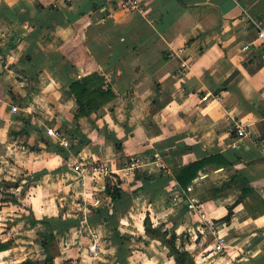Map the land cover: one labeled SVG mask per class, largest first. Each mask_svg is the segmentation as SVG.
<instances>
[{
    "label": "crops",
    "instance_id": "0c3cea01",
    "mask_svg": "<svg viewBox=\"0 0 264 264\" xmlns=\"http://www.w3.org/2000/svg\"><path fill=\"white\" fill-rule=\"evenodd\" d=\"M124 1L0 0V241L15 242L0 264L43 259L45 222L61 216L83 222L57 232L54 264H175L147 236V215L173 228L196 264H264V0H140L138 10ZM92 72L116 95L76 119L69 82ZM71 124L91 141L67 155ZM112 134L153 152L130 156ZM216 153L230 164H209L154 198L135 179L137 169L172 174ZM95 161L124 181L114 209L122 245L106 223L88 222L109 201L106 178L77 168ZM235 175L255 193L243 195Z\"/></svg>",
    "mask_w": 264,
    "mask_h": 264
},
{
    "label": "trees",
    "instance_id": "16d2710c",
    "mask_svg": "<svg viewBox=\"0 0 264 264\" xmlns=\"http://www.w3.org/2000/svg\"><path fill=\"white\" fill-rule=\"evenodd\" d=\"M69 89L74 94L78 105L75 115L76 119L82 116L91 117L92 114L98 113V110L106 103L110 102L116 95L111 84L107 82L106 77L100 72H92L80 79L70 80ZM22 131L24 132V130ZM66 132V136L71 135V137L74 138V142L70 145L68 152H66L67 155L69 152L78 153L85 144L91 141L88 135L80 129V124H71V127L67 129ZM109 137L115 141L117 148L130 149V156L137 157V155L143 152H153L152 148L148 145L143 146L132 140L130 142H125L115 138L113 134ZM43 141L46 147L51 148L53 146V144L44 138ZM32 148L40 150L42 147L34 144ZM209 164L226 166L230 164V161L225 159L223 154L216 153L180 166L176 168L172 174L165 172V170L158 173H148L147 171L137 169L135 172V179L141 183L139 189L147 190L150 192L151 197L154 198L159 194L170 191L177 184L186 187L199 175V172L203 171L204 167ZM231 181H234L241 187L243 195L246 196L255 193L251 181L244 176L235 175L231 178ZM5 183L9 186L16 185L15 182L9 184L8 182ZM123 183L124 181L121 177H118L115 182L110 178H106L105 193L109 201L102 206L93 207L94 214L88 219V222L101 220L110 226L113 230V241L118 245H122L123 240L127 238L126 234L118 232L119 217L114 211L115 206L123 199L124 193L126 192L123 188ZM225 184L228 183H224L223 185ZM248 207L254 214V211L257 209L256 206ZM230 215L231 213L228 214V218ZM31 219L35 220L33 216ZM81 222H83V217L63 218L62 216L57 221L45 222L49 228L39 239L42 246V253L45 257L43 259L27 258L20 264H54L55 258L60 254L57 232H59V230L68 229L74 225L79 226ZM144 226L145 232L149 238L159 240L168 248L169 255L173 257L175 264H196L194 255L187 249L178 245V235L173 228L165 227L162 224L155 225L149 215L144 218ZM14 244L15 242L13 240H7L5 242L0 241V251L8 249ZM80 260V256L67 259L71 264H80Z\"/></svg>",
    "mask_w": 264,
    "mask_h": 264
},
{
    "label": "built area",
    "instance_id": "2783aa9c",
    "mask_svg": "<svg viewBox=\"0 0 264 264\" xmlns=\"http://www.w3.org/2000/svg\"><path fill=\"white\" fill-rule=\"evenodd\" d=\"M125 6H127L129 9L132 10H138L141 8V3L140 0H125L124 1ZM259 35L260 37L263 38V46H264V28H260L259 30ZM182 65L186 68L188 66L187 62L183 61ZM236 133L238 136L240 137H244L247 135L248 131L245 128V126L241 123H236ZM135 164V162L133 163V165ZM77 168H79L84 174L86 175H90V174H98V175H102L105 178H110L113 179L114 178V173L111 171V169L109 168V166L106 163L103 162H92V163H80ZM129 173V169L127 168L125 174ZM187 189L189 191L193 190V186L189 185L187 187ZM188 206L191 209H197L200 208V204H199V200L195 197H190L188 198ZM216 248L221 249L223 247L222 243H217L215 245Z\"/></svg>",
    "mask_w": 264,
    "mask_h": 264
}]
</instances>
